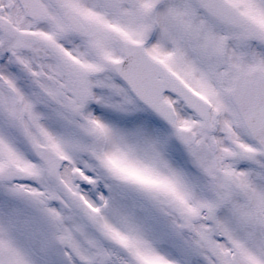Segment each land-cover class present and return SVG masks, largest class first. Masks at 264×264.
<instances>
[{"label": "snow or ice", "instance_id": "1", "mask_svg": "<svg viewBox=\"0 0 264 264\" xmlns=\"http://www.w3.org/2000/svg\"><path fill=\"white\" fill-rule=\"evenodd\" d=\"M0 264H264V0H0Z\"/></svg>", "mask_w": 264, "mask_h": 264}]
</instances>
